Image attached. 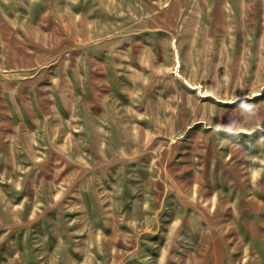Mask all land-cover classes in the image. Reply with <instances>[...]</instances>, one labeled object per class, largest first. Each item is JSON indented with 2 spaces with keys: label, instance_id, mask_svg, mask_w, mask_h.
<instances>
[{
  "label": "rangeland",
  "instance_id": "rangeland-1",
  "mask_svg": "<svg viewBox=\"0 0 264 264\" xmlns=\"http://www.w3.org/2000/svg\"><path fill=\"white\" fill-rule=\"evenodd\" d=\"M0 264H264V0H0Z\"/></svg>",
  "mask_w": 264,
  "mask_h": 264
}]
</instances>
